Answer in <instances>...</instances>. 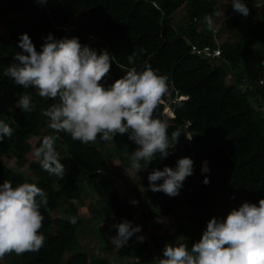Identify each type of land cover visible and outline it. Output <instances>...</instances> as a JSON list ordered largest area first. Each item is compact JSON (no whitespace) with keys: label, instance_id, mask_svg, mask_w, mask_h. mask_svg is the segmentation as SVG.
<instances>
[{"label":"trees","instance_id":"1","mask_svg":"<svg viewBox=\"0 0 264 264\" xmlns=\"http://www.w3.org/2000/svg\"><path fill=\"white\" fill-rule=\"evenodd\" d=\"M243 2L249 8V15L235 14L227 20L226 26L234 28L243 22L251 38L241 35L235 41L221 42L220 57L211 59L191 53L186 39L200 46L217 45L214 31L204 23L205 16H212L214 21L218 12L213 0H46L45 3L0 0V12L16 15L5 22L6 31L0 32V121L13 129L10 138L0 141V157L6 155L9 159L12 155L15 164L30 169L32 176L27 178L11 170L0 158V184L10 180L15 187L36 180L35 184L48 195L47 209H40L44 216L40 229L45 238L43 246L36 252L6 255V262L61 264L64 251L78 246L75 235L81 219L76 217L73 224L70 219L63 220L52 214L62 200L80 198L82 187L78 174L84 175L103 204L114 237L118 231L116 225L124 220L141 226L143 242L137 239L136 233L126 243L125 255L131 258L127 264H150L146 256L148 238L156 247L185 243L190 249L197 242L192 235L181 240L175 238L187 232V226L176 222L178 216L187 219L188 224L203 235L213 217L222 222L244 202L259 205V200L264 198V115L261 112L264 110V0ZM224 5L229 12L233 9L231 0H226ZM182 6L185 13L179 23L174 15ZM225 28L224 25L220 33ZM23 33L30 36L37 51L42 50L49 33L57 40L77 37L82 46L87 45L98 54L107 50L112 62L109 73L101 81L105 88L131 67L139 71L149 64L167 78L168 86L172 87L171 97H186L170 104L174 115L167 123L168 133L171 137L173 131L180 130L178 142L168 150L166 158L162 159L157 153L147 168H143L149 175L165 165L175 168L182 157L193 160V174L183 181L178 193L185 213L178 214L172 198L162 191H152V202L143 201L138 191L137 203L124 201L108 170L112 154L96 145H105L107 141L97 137L95 143L83 144L68 133L49 127L50 120L43 112L60 103L59 97L42 98L34 88L25 89L3 75L9 65L18 63L13 56L22 51L18 42ZM133 52L136 53L134 65L128 62ZM241 61L242 70H249L246 80L243 73L232 72ZM228 78L230 84L247 82L246 89L242 91L235 84L229 85ZM25 93L36 106L31 112H23L17 106ZM164 98L165 95L162 100ZM164 108V103L160 102L154 118L165 122ZM48 135L58 137L54 146L65 166L63 178L50 176L35 156V150ZM111 143L120 154L127 153L128 158L137 147L127 133L115 134ZM205 162L208 171L201 172ZM205 177L209 180L207 184L203 182ZM159 214H174L173 234L160 235L156 222ZM6 262L0 261V264ZM65 264L109 263L105 259L89 261L87 255L79 251L72 253Z\"/></svg>","mask_w":264,"mask_h":264},{"label":"clouds","instance_id":"2","mask_svg":"<svg viewBox=\"0 0 264 264\" xmlns=\"http://www.w3.org/2000/svg\"><path fill=\"white\" fill-rule=\"evenodd\" d=\"M38 2L45 3L46 0ZM231 3L234 11L243 17L249 15V8L243 0H231ZM215 15L219 16V12ZM204 23L214 31L213 34L216 33L212 16H205ZM44 39L42 50L37 51L30 36L23 33L18 42L22 51L13 56L18 63L9 65L3 75L25 89L34 88L42 98L59 97L60 103L43 112L50 120V128L66 132L83 144L95 143L97 137L112 141L115 134L127 133L129 140L137 145L129 157L135 173L151 162L157 153L162 159L169 155L168 150L178 142L181 132L175 130L169 137V125L154 118L168 90L165 76L159 75L149 64L139 71L133 66L105 88L101 81L109 73L112 62L107 50L98 54L89 46H82L77 37L57 40L49 33ZM186 42L191 41L186 39ZM215 47L220 49L218 43ZM135 59L136 53L133 52L128 56L129 64L134 65ZM17 106L23 112H31L36 107L27 93L20 96ZM167 107L171 109L170 105ZM12 135L13 129L0 121V141ZM57 139L56 136H45L35 150V156L50 176L63 178L65 166L54 146ZM203 164L201 172H207V162ZM192 174L193 160L182 157L175 168L165 165L162 170L149 173L150 190L174 197L183 181ZM203 182L209 183L208 178L205 177ZM47 206V193L34 183L23 182L14 187L10 180H5L0 184V260L11 253L19 256L41 249L45 238L40 233L44 220L40 209H47ZM69 222L74 224L76 218H70ZM116 227L117 235L110 238L116 248L123 247L141 231V226L128 220ZM137 239L143 242L144 237L138 236ZM159 264H264V198L259 200L258 206L244 202L222 222L215 217L210 219L201 239L190 249L185 243L165 245Z\"/></svg>","mask_w":264,"mask_h":264},{"label":"rangeland","instance_id":"3","mask_svg":"<svg viewBox=\"0 0 264 264\" xmlns=\"http://www.w3.org/2000/svg\"><path fill=\"white\" fill-rule=\"evenodd\" d=\"M260 1V0H259ZM214 8L218 10L219 16H215L214 19V26H215V40L218 44L223 41H235L239 36H244L247 38H251L249 36L248 27L243 22H239L234 28H228L226 26L227 20L232 18L238 12L234 11L233 9L229 12L228 7L224 5L226 0H213ZM232 5V3H231ZM2 5H0L1 11ZM233 8V7H232ZM185 13V7H180L174 17L179 20V23H182L183 16ZM11 13H2L0 12V32L6 31L5 22L8 19L15 18ZM227 27L220 33L222 27ZM257 46H260L259 43ZM249 61V60H248ZM243 61H241V65L237 67L233 73L241 72L245 77V80L249 77V70L243 71L242 70ZM229 69H227L228 71ZM255 70V69H254ZM229 85H234L237 89L244 91L246 89L247 82L243 81V83H231L230 78L226 80ZM172 87L168 86L167 93L165 94V98L161 100L164 103V116L165 122L170 123L169 116L173 115L172 110L169 109L171 103L178 101L180 98H173L171 97ZM261 112L264 115V110L261 109ZM32 142H35L36 139H32ZM98 147L107 149L111 154L112 158L108 162V170L112 174L114 178V183L117 189L120 192V195L124 201L132 202L138 201L137 200V191L139 194L143 196V201L145 202H152L151 193L148 180V174L142 168V170L135 173V170L131 168V160L126 157L125 155L120 154L118 151L114 149L112 146L111 141H107L105 145L97 144ZM58 153V152H57ZM60 155V152L58 153ZM8 157V156H7ZM5 165L13 171L21 172L27 178H32L30 176V169L27 167H18L15 164V159L11 155L9 159L6 158V155H2L0 157ZM145 169L147 166L144 167ZM201 166V170H202ZM79 177L78 183L82 187V194L80 198L74 200H62L59 206L53 211L54 217H60L63 220H69L72 217L80 218L82 221L81 226L76 231V238L79 241L78 246L74 249H66L61 258V264H65L66 260L72 253L76 252H84L89 261L98 260V259H105L109 264H127L131 258L125 255V246L121 248H116L111 242L110 238L114 237L112 234V226L107 220L106 217V210L103 204L100 202L98 197L92 191L91 186L89 185L88 181L84 177L83 174H78ZM34 183L36 182H30ZM159 184V183H158ZM168 196V195H167ZM175 204V211L180 213H185V208L181 203V198L178 195L171 197ZM174 214L169 216L158 215L156 218V222L159 226V233L161 236L171 235L175 231V223H174ZM176 222H180L182 225L187 226L186 234H178L174 235L177 240L184 239L192 235L193 239L197 242L201 239L202 233L197 229H193L192 225L188 224L187 219L183 216L176 217ZM191 229V231H190ZM193 229V230H192ZM138 236H143L142 230L138 233ZM144 237V236H143ZM149 239V248L147 249V259H149L150 264H159V260L163 258V249L164 246H153ZM1 262H6L5 258L0 260ZM6 264H9L6 262Z\"/></svg>","mask_w":264,"mask_h":264},{"label":"built area","instance_id":"4","mask_svg":"<svg viewBox=\"0 0 264 264\" xmlns=\"http://www.w3.org/2000/svg\"><path fill=\"white\" fill-rule=\"evenodd\" d=\"M190 45V51L196 55H202L209 58H215L220 56V49L218 47H211L210 45L197 46L194 43H188ZM262 83V79L259 80Z\"/></svg>","mask_w":264,"mask_h":264},{"label":"bare ground","instance_id":"5","mask_svg":"<svg viewBox=\"0 0 264 264\" xmlns=\"http://www.w3.org/2000/svg\"><path fill=\"white\" fill-rule=\"evenodd\" d=\"M180 99H186V97L184 98V96H181ZM169 109H170V108H169ZM170 110H171V109H170ZM172 116H173V115H172ZM172 116H171V117H172Z\"/></svg>","mask_w":264,"mask_h":264}]
</instances>
